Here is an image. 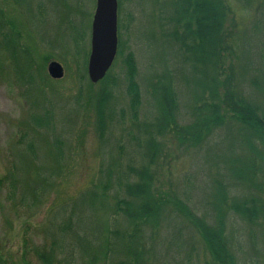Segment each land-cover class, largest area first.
<instances>
[{"label":"rangeland","instance_id":"374dc122","mask_svg":"<svg viewBox=\"0 0 264 264\" xmlns=\"http://www.w3.org/2000/svg\"><path fill=\"white\" fill-rule=\"evenodd\" d=\"M171 1L119 0L118 37L124 54L132 52L137 60L138 82L147 100L144 108L147 118L153 111L150 81L163 79L169 73L179 75L183 82L181 101L185 115L190 113V106L199 94L190 71L182 70L183 58L164 38V33L172 30L167 25L174 11ZM235 1L231 3L241 29L247 32L246 49L252 57V68L242 78L244 94L264 110V32L256 35L251 31L255 19L264 21L263 12L256 16L254 7L244 8ZM95 9L96 0H0V22L1 11H5L22 34L18 62L27 70L20 76L13 59L9 60L1 47L0 180L14 172L18 189L12 201L8 199V186L0 185V264H23L24 237L32 247H41L50 245L52 235L62 236L61 232H65L68 244L80 242L82 247L74 249V256L65 251L58 264H104L106 242L110 229H114L113 194L108 192L102 202L92 199L89 192H102L107 174L120 164L119 158L127 169L129 165L135 166L141 157L138 130L131 126L128 113L122 118L127 97L121 59L111 71V84H93L88 77ZM45 57L50 59L46 67ZM52 61L64 67L63 79L50 77L48 65ZM80 71L84 75L82 81H79ZM105 89L113 94L110 104L115 108L117 125L102 139L97 129L96 104ZM45 108L55 117L53 130L29 128L30 116L42 113ZM118 121L124 122L125 128ZM228 128L217 132L200 148L180 147L178 140L172 138L167 149L170 156L167 160L163 158L164 166L158 173L157 186L175 192L200 217L206 212L202 201H211L221 182L229 190L226 210L236 198L256 197L264 206V157L259 163L258 178L242 172L243 180H237L233 173L234 159L239 157L237 164L247 170L245 164L253 154L249 144L240 143L243 139L237 132L239 127ZM30 139H34L33 149L27 147ZM55 141L61 147L60 162ZM255 145L263 149L260 140ZM253 179L256 183L251 185L249 181ZM42 183H46V188L40 191V201L34 204L30 202L32 192ZM77 198L80 201L75 205ZM229 211L227 233L239 263L264 264V220L253 231L246 221ZM79 215L85 217L84 225L67 230L69 217ZM181 218L172 216L162 227L144 236L149 264H204L210 258L197 231ZM177 221L182 225L178 226ZM120 227L128 229L126 224ZM29 252H32L27 260L29 264H42L33 251Z\"/></svg>","mask_w":264,"mask_h":264},{"label":"trees","instance_id":"16d2710c","mask_svg":"<svg viewBox=\"0 0 264 264\" xmlns=\"http://www.w3.org/2000/svg\"><path fill=\"white\" fill-rule=\"evenodd\" d=\"M235 2L244 8L254 7L252 10L256 11V16L260 11L264 16V0ZM171 4L174 11L167 25H170L172 30L164 33V38L183 58L182 70L190 71L199 94H196L195 104L190 106V113L185 115L181 101L184 96L181 85L183 82L179 75L169 73L163 79L150 81L148 89L153 111L147 118L144 112L147 100H144V92L138 82L137 60L132 52L124 54L119 40L114 65L121 59L125 67L127 109L122 110V118L128 113L132 119L131 126L138 130L137 147L141 160L135 166L129 165L124 169L119 158L120 164L107 174L102 192H89L92 199L98 198L102 202L108 192L113 194L114 208L111 216L114 229H110L106 242L104 264H149L145 257L144 236L147 232L159 229L172 216H181L188 226L197 231L210 257L204 264H240L227 233V211L229 209V212L240 216L254 231L264 220V206L259 204L257 198L233 199L232 205L226 210L229 190L228 186L221 182L217 185L211 201H202L206 212L200 217L175 192L164 191L157 186V181L158 173L164 166V159L167 160L170 156L167 149L172 138L178 140L180 147L200 148L217 135V132H224L231 126L239 127L237 132L243 139L240 143L249 144L253 154L250 162L245 164L247 170L241 169L240 164H237L239 157L234 159V177L243 180V172L249 176L251 174L254 179L258 178L259 163L264 157V110L257 102L247 97L243 90L244 72H247L250 66L252 68V57L246 49L247 32L241 29L231 0H172ZM1 14L0 50L1 47L5 49L8 59H13L16 71L23 77L27 70L18 62L22 34L5 11H1ZM263 30V19L262 22L255 19L251 27L252 33L257 35L264 32ZM49 61L48 57L44 58L45 67ZM79 67L82 68L80 64ZM113 67L105 79L99 82L100 85L107 82L111 84L109 80ZM32 79L31 74L29 80ZM83 79L84 75L80 71L79 81ZM113 84L115 85L116 81L113 80ZM112 97L111 91L105 89L97 98V129L102 139L110 128L117 125V114L110 104ZM120 124L125 128L124 122L118 121L119 126ZM30 125L29 128L34 131H52L55 125L53 112L45 108L42 113H34L30 116ZM127 133L132 135L129 130ZM236 137L238 136L234 138ZM33 140H28L29 149L34 147ZM259 140L263 144V149L260 150L255 145ZM59 146L58 141H55L54 148L59 154L58 162L62 160ZM254 179L249 181L251 185L256 183ZM3 184L8 186V199L13 201L18 189L17 175L11 172L4 176L0 180V185ZM45 188L46 183L38 185L32 192L30 202L37 204L41 197L40 191ZM78 200L75 199V205ZM84 221L85 217L82 215L74 218L70 216L65 226L67 230L73 227L81 228ZM123 224H126L128 229L123 230L120 227ZM179 224L182 225L177 221L178 226ZM61 233L62 236L53 234L52 243L41 247H32L29 239L24 237L23 264H29L27 260L32 254L29 251H33L42 264H58L65 251H70L69 256H74L77 246L79 249L82 247L81 243L70 245L65 240V232Z\"/></svg>","mask_w":264,"mask_h":264},{"label":"water","instance_id":"95a60500","mask_svg":"<svg viewBox=\"0 0 264 264\" xmlns=\"http://www.w3.org/2000/svg\"><path fill=\"white\" fill-rule=\"evenodd\" d=\"M118 9V0H96L88 60V77L93 84L105 79L116 60L119 46ZM48 73L53 80H61L65 76V69L59 62L52 61L48 65Z\"/></svg>","mask_w":264,"mask_h":264}]
</instances>
